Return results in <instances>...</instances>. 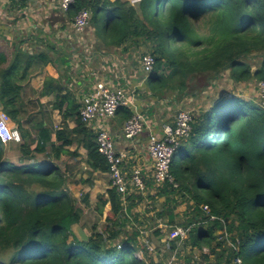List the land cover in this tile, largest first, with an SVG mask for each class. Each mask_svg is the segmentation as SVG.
<instances>
[{"label": "trees", "instance_id": "1", "mask_svg": "<svg viewBox=\"0 0 264 264\" xmlns=\"http://www.w3.org/2000/svg\"><path fill=\"white\" fill-rule=\"evenodd\" d=\"M10 1L14 6L26 0ZM83 9L90 12L88 30L94 33L96 46L125 52L144 48L153 56L155 65L145 83L152 99L164 100L174 92L195 96L226 71L235 83L264 79V0H140L136 5L74 0L66 17L72 20ZM251 59L260 63L254 66ZM6 62L0 51V106L19 124L25 109L22 94L36 76L24 74L34 63L41 70L50 57L45 51L36 58L16 54L3 69ZM63 90L60 79L46 75L38 91L39 96L53 95L52 109L61 115L62 129L55 132L61 145L53 147L54 154L80 143L87 167L107 173L96 134L85 127L79 106ZM206 106L193 114L189 136L174 154L170 172L177 187L168 183L156 187L152 180L156 196L165 198L158 216L173 222L175 208L186 204L180 224L188 229L184 245L208 248L205 259L214 258L209 264H236L237 258L241 264H264V108L235 97L214 99ZM131 115L129 109L119 108L116 118L123 124ZM68 120L76 124L74 129L68 128ZM40 128L45 146L50 131ZM3 148L0 139V264H147L136 257L137 246L147 252V245H137L136 234L116 244L118 232L110 228L124 226L125 210L141 204L144 193L130 188L123 194L110 187L106 197L98 195L99 215L110 206L104 231L94 230L82 242L72 226L81 225L83 210L68 193L60 168L8 163ZM28 149L22 144L23 152ZM125 201L130 203L126 209ZM202 206L209 208V216ZM168 243L176 247L175 239Z\"/></svg>", "mask_w": 264, "mask_h": 264}, {"label": "crops", "instance_id": "2", "mask_svg": "<svg viewBox=\"0 0 264 264\" xmlns=\"http://www.w3.org/2000/svg\"><path fill=\"white\" fill-rule=\"evenodd\" d=\"M18 1L20 0H17V2ZM7 5L11 7L10 10L17 14L18 20L15 24H7L6 26L0 25V51L7 60L3 65V69L8 67L16 54H19L20 58H25L26 56L36 58L39 51H45L47 53L50 57V63L41 70L38 68L37 64L34 63L28 70L29 73L26 71L24 74L38 76L29 81L22 94L25 109L19 121L20 126L16 122L11 121V126H15L19 129L23 139L19 144L14 142L3 144V160L17 166L26 165L31 162L48 163L58 166L61 174L66 179V189L68 193L75 200L81 198L77 200L82 202L80 207L83 210V214L88 213L90 210L94 211L97 196L105 195L106 197V191L110 188V179L107 173L93 171L87 167L85 163L86 150L80 143L74 142L69 146H64L62 151L58 152L56 155L54 154L53 147L61 145L60 142L56 141L55 132L62 129L63 123L59 112L52 109V104L54 102L53 95H38L44 77L49 75L54 79H60L64 85V93H67V91L70 92V95L79 108L82 102V90H85V88L90 85L89 81L93 80L91 74L94 72L98 74V80L96 81H104L113 85L134 86L137 89V102L140 104L148 123L152 124L153 131L156 133L160 132L162 124L169 123L174 119L176 115L175 109L167 105L164 101L163 104L162 100H155L150 97L149 93L146 91V81H144L145 74L141 71V68L137 75H133L134 73L130 75L121 73L117 68L118 64L115 59H121L119 63L124 66L125 61L123 55L130 54L132 49L128 52H125L122 48H116L114 50L104 49L100 47V45L96 46V44H94L95 40L92 39L96 53L93 47L90 60H87V57L77 43L69 39L71 25L69 24L66 26V16L57 9L56 0H26L24 3L21 1L14 6L11 5V1L9 0ZM10 19L13 20L14 18ZM42 21H44V23H42ZM87 34L90 35L89 30ZM90 37L92 36L90 35ZM98 48H101L102 51L97 52L96 49ZM58 57L60 60H66V63L61 64L59 60L56 62ZM19 75H23L22 71H19ZM222 75L223 73L221 76ZM217 84V82H214L211 88L204 91L203 97L205 98L203 100L207 102L202 103L203 105L211 101V96H209V94L212 93L211 91L215 87L219 88ZM217 90L219 91V89ZM224 95L226 94L224 93ZM202 104L197 105V109H194L193 113L198 111L199 108H202ZM1 111L3 112L0 106V112ZM41 125L50 131L49 139L47 140L48 142L45 143V146H42V142L40 141L42 140L39 135L42 129L40 128ZM122 125L123 124H121L116 117L111 119L108 123V131L116 150L127 154L125 164L122 166L123 173L129 179L133 169L139 168L141 170L143 181L146 184V191L143 194L144 200L141 203L143 206L146 205L148 208H151L152 205L156 206L157 204L155 203H158V201L163 203L165 198L156 196V189L152 183L153 166L147 154L148 132L128 141L122 136ZM67 126L69 129H74L76 124L68 120ZM85 127L95 134L93 123L91 127L87 125H85ZM24 143L29 146L28 152L26 153L21 150V146ZM36 149H41L42 151ZM71 153H74V156H70ZM26 157H31V160L28 162L25 161L24 159H26ZM106 178H108V181ZM72 189L76 190L71 192ZM131 192H133L132 189ZM129 204V202L125 201L123 204L125 209ZM141 204H139L140 206L132 207L130 212H126L125 210L123 217L124 221L131 222L133 226H137V221L142 222V219L146 220V212L140 213ZM109 211L110 206L107 204L103 212L104 217H106ZM150 214H152V212ZM167 219L169 220V218ZM163 232L162 229L161 231L155 232L154 235L159 238L163 236ZM140 243L138 239V244L140 245ZM198 252L203 255V259H205V255L207 254L200 250ZM212 258L213 257H211V259ZM189 263L193 264L190 259H187V264ZM153 264H163V261L159 263L156 258H154ZM173 264L182 263L176 262Z\"/></svg>", "mask_w": 264, "mask_h": 264}, {"label": "built area", "instance_id": "3", "mask_svg": "<svg viewBox=\"0 0 264 264\" xmlns=\"http://www.w3.org/2000/svg\"><path fill=\"white\" fill-rule=\"evenodd\" d=\"M9 0H0L1 7L8 4ZM132 5H136L140 0H129ZM57 9L67 15V12L74 0H56ZM137 2V3H136ZM90 22V12L88 10H80L71 20V33L69 39L76 42L83 51L87 60H90L93 42L88 32ZM89 36V38H88ZM141 71L147 75L153 71L155 61L153 56L145 54L140 61ZM97 73L91 74L92 79L90 85L82 90V102L79 108V117L81 121L91 127L94 124V132L96 134V146L99 154L105 158L108 164V176L110 179V187L116 189L120 193L130 192V188L135 193H144L146 187L141 175V170L135 168L131 177L128 179L122 171L125 164L127 154L118 152L114 142L108 131V123L116 117L119 108H126L132 112V115L122 125V136L125 140H133L141 134L148 132L147 154L152 162L153 173L152 180L156 187H162L168 183L177 187L174 183L170 172L172 160L180 141L187 138L191 131L192 112L180 109L174 119L161 125L160 132L153 131L152 124L148 123L147 118L137 102V89L134 86H121L108 84L104 81H96ZM259 95L264 108V79L259 82ZM0 139L3 144L14 142L21 143L22 137L19 129L11 126L10 117L0 112ZM130 186V187H129ZM202 210L209 216V208L202 206ZM211 220L213 216L209 217ZM228 236V234H227ZM188 238V229L182 227H173L168 235L169 240H176V243H184ZM230 245V243H229ZM153 252L154 249L147 246V250ZM203 253L208 254L209 251L203 248ZM236 264H241L239 258L235 259Z\"/></svg>", "mask_w": 264, "mask_h": 264}, {"label": "rangeland", "instance_id": "4", "mask_svg": "<svg viewBox=\"0 0 264 264\" xmlns=\"http://www.w3.org/2000/svg\"><path fill=\"white\" fill-rule=\"evenodd\" d=\"M10 8L11 7L9 5L1 7L0 25L6 26L7 24L11 25L17 22L18 16L17 14H15L14 11L10 10ZM9 12H11L12 14ZM10 18H14V19L11 20ZM65 22H66V26L71 24V20L68 19L67 17H65ZM42 23H44V21H42ZM89 33L92 36V39H94L95 38L94 33L90 30ZM96 51L101 52L102 49L101 48L100 50L96 49ZM94 52H95V47H94ZM145 54H148V52H146L144 48H138V49L134 48L131 50L130 54L123 55L125 61L124 66L123 64L119 63L121 59L119 60L115 59L118 64L117 68L121 71V73L127 75L134 73L133 75H137L139 74V70H140L139 61L141 57ZM258 62L260 63L259 59L257 60L253 59L251 61L252 65L254 66H256ZM37 76L38 75L34 76L33 78ZM217 83L219 88L216 87L214 89L212 88L213 89L211 91L212 93L209 94V96H211V100L215 98L219 99L224 97H228V98L235 97L239 99L241 98L242 100L248 103H254L256 105L262 104L259 95V82L256 80H252L249 82L235 83L230 80L229 72L226 71L225 73H223L222 76L220 75L219 79L217 80ZM217 89H219V91ZM224 93L226 95H224ZM203 94L204 91L198 92L195 96L188 95V93L186 92L184 93L174 92L173 94L168 95L164 100H162V103L164 101L167 103V105L172 106L175 109V113H177L180 109H182V110L190 111L192 112V114H194L193 112L194 109H197L196 107L197 105L207 102V101L204 102L203 99L205 97H203ZM202 108L207 109V106L202 104ZM202 108H199V110H202ZM108 178H106L107 181ZM74 190L76 189H72L71 192H73ZM77 199H81V198H77ZM77 199L75 200L76 201L75 205L76 207L81 208L80 204H82V202ZM155 204L157 205L156 206L152 205L151 208H148V206L146 205L143 206L141 204L140 213L145 211L147 216L145 217L146 220L142 219V222L137 221L138 222L137 226H133L131 222L124 221V226L122 228L119 227L118 229L115 224L114 225L110 224V228H113L114 231L116 230L119 235L116 241H114V243L117 244L121 240H124L126 238H132L133 236H135L134 234H136L137 241L139 239V241L142 244L150 246L154 249L153 252H150V249L149 251L147 250V252H145L142 249H139L140 246H137L138 247L137 252L135 253L136 257L138 259L144 260L147 264H153L154 258H156V260L159 263L163 261V264H173L176 262L187 264V259H190V261H192L193 264H209L214 261V258L203 259V255H201L198 252L199 249L193 248L190 244L184 245V243H180V244L176 243V247L173 245L174 248H172L171 243H168V235L172 227H183L180 224L183 222V219L185 221L184 215L185 213H187L186 204H179L175 208V210L173 211V213L175 214V218L173 222H170L166 216L159 217L158 214L163 209V203L158 201V203ZM172 206L173 205H170V207ZM151 212L152 214H150ZM106 217H104V213L103 215H99L95 210L94 211L90 210L88 211V213L83 214L81 225L84 227L83 230L85 234L90 235V233L94 230L104 231V224ZM162 229L164 231L162 233L163 236L157 238V236L154 235V233L157 231H161ZM206 249L208 250V248ZM9 256L10 254L5 255L3 257V261L7 262Z\"/></svg>", "mask_w": 264, "mask_h": 264}, {"label": "water", "instance_id": "5", "mask_svg": "<svg viewBox=\"0 0 264 264\" xmlns=\"http://www.w3.org/2000/svg\"><path fill=\"white\" fill-rule=\"evenodd\" d=\"M72 231L80 241L86 242L88 240V235L85 234L83 228L79 224L73 225Z\"/></svg>", "mask_w": 264, "mask_h": 264}]
</instances>
